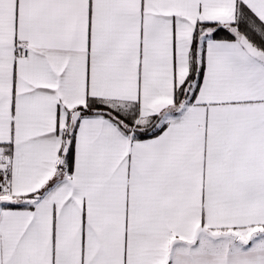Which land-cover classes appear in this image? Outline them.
Listing matches in <instances>:
<instances>
[{
	"label": "snow or ice",
	"instance_id": "6c2138e0",
	"mask_svg": "<svg viewBox=\"0 0 264 264\" xmlns=\"http://www.w3.org/2000/svg\"><path fill=\"white\" fill-rule=\"evenodd\" d=\"M0 264H264V0H0Z\"/></svg>",
	"mask_w": 264,
	"mask_h": 264
}]
</instances>
